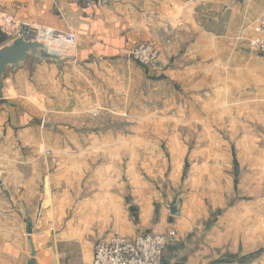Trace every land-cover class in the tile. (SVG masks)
<instances>
[{
	"label": "rangeland",
	"instance_id": "obj_1",
	"mask_svg": "<svg viewBox=\"0 0 264 264\" xmlns=\"http://www.w3.org/2000/svg\"><path fill=\"white\" fill-rule=\"evenodd\" d=\"M229 23L235 24L230 15ZM251 24L231 35L232 50L249 49ZM163 43L169 46V39ZM189 44L182 41L179 52ZM141 45L159 51L161 68L132 59L129 52ZM180 53L167 55L166 47L146 41L101 66L27 62L15 78L7 71L0 98V211L29 194L21 204L29 218H38V205L47 201V226L55 221L61 232L98 226L102 216L86 223L85 204L108 189L112 219L92 247L113 230L128 236L116 222L121 216L137 227L135 235L172 231L163 256L175 242H199L203 228L221 242L263 244L264 56L253 53L257 75L248 84L231 53L213 69L200 56ZM175 194L183 220L167 211ZM53 203L62 213L53 216ZM143 214L152 217L145 224ZM173 221L191 232L187 238L166 228ZM78 246L63 245L59 262L81 264Z\"/></svg>",
	"mask_w": 264,
	"mask_h": 264
},
{
	"label": "crops",
	"instance_id": "obj_2",
	"mask_svg": "<svg viewBox=\"0 0 264 264\" xmlns=\"http://www.w3.org/2000/svg\"><path fill=\"white\" fill-rule=\"evenodd\" d=\"M101 1L98 0L91 9H86L72 0H0V16L3 14L30 26L62 32L73 31L77 37L76 62L87 68L92 67V63L100 62L101 66L102 63L112 62L133 45L146 41L166 47L167 55L180 53V44L189 39L187 50L180 54L200 56L205 61V66L213 69L214 66L223 65L224 53H231L235 56L239 67L246 72L248 84L255 82L257 75L253 66L256 63V57L253 55L255 52L250 49L232 50L230 45L234 38H231V35L251 24L252 21L256 22L260 13L264 11V0ZM229 15L235 24H224V19H229ZM252 27L249 29L248 39L252 35ZM166 39H169V46H164L163 40ZM6 44L9 42L4 37L0 47ZM69 61L70 59H63L59 64L42 62L36 66L58 69L61 65L69 64ZM27 62L34 66L31 60ZM22 68L9 72L11 77L15 78L23 72ZM261 74L264 85V69ZM4 83L5 79L2 84ZM2 92L4 93V89L1 90ZM96 197L99 200L94 201L95 197H93L85 204L86 223L93 219L101 222L100 216H102L101 224L98 226L94 223H91L94 225L86 224L83 228L73 225L72 228L66 227L62 232L55 226L54 219V226L45 225L47 201L40 207L38 205L40 214L38 218L35 216L29 218V211L24 205L21 206L22 202L28 201L29 194L27 199L23 198L19 204L18 201H13L12 209L0 211V264H26L31 254L30 241L37 251V264H61L59 259L65 255L63 245L71 241H77L79 244L81 264H91L93 248L91 241L105 230L112 219L110 191L104 190ZM50 212L54 216L62 213V208L53 203ZM141 216L142 224H145L146 218H152L150 215ZM180 216V220H183L182 207ZM121 218L123 217L117 218L116 222L127 228L126 233L124 232L128 234L126 237H133L137 227L132 225L130 227L128 225L130 223ZM27 222L31 223L30 235L26 234ZM162 225L157 227L150 225L149 228L155 232H162L166 228L176 227L178 234H184L186 238L188 233H191L185 231L186 227L176 226L174 221L167 224L165 229ZM93 226L96 229H93ZM204 230L205 228L199 231L202 234L199 242H193L191 239L194 237H190L188 242H175L171 252L164 256V264H264V243L241 244L235 241L225 243L220 241L218 237L220 235L217 234L215 238L213 231L208 228L205 232Z\"/></svg>",
	"mask_w": 264,
	"mask_h": 264
},
{
	"label": "built area",
	"instance_id": "obj_3",
	"mask_svg": "<svg viewBox=\"0 0 264 264\" xmlns=\"http://www.w3.org/2000/svg\"><path fill=\"white\" fill-rule=\"evenodd\" d=\"M84 8L91 9L98 0H72ZM0 34L10 43L16 38L36 41L43 45L48 54L59 59L75 61L77 37L73 31H55L14 21L6 15L0 16ZM249 49L264 56V11L252 27L248 39ZM132 59L142 65H153L159 51L152 45H141L129 52ZM174 239L172 231L166 233H144L126 237L117 230L99 239L92 248L91 264H161L162 256L169 241Z\"/></svg>",
	"mask_w": 264,
	"mask_h": 264
},
{
	"label": "water",
	"instance_id": "obj_4",
	"mask_svg": "<svg viewBox=\"0 0 264 264\" xmlns=\"http://www.w3.org/2000/svg\"><path fill=\"white\" fill-rule=\"evenodd\" d=\"M101 2L105 1L102 0ZM28 60H31L34 66L39 65L42 62H50L55 64L63 62V59H59L56 56L48 54L43 45L36 41H26L21 37L14 39L9 44L0 47V98L2 83L5 78L6 72H15L16 70L21 69ZM153 66L156 68L162 67V65L158 62H155ZM43 126L49 129L52 128L49 123H43ZM177 197V194H175L172 200L167 203V211L172 217L180 216V207ZM26 234H31L30 222L26 223ZM30 246V259L27 261L26 264H37V251L35 250L31 241Z\"/></svg>",
	"mask_w": 264,
	"mask_h": 264
},
{
	"label": "trees",
	"instance_id": "obj_5",
	"mask_svg": "<svg viewBox=\"0 0 264 264\" xmlns=\"http://www.w3.org/2000/svg\"><path fill=\"white\" fill-rule=\"evenodd\" d=\"M3 39H4V37H0V44L2 43ZM163 257L164 256H162V262H161V264H164V258ZM238 262H242V261L241 260H238Z\"/></svg>",
	"mask_w": 264,
	"mask_h": 264
}]
</instances>
